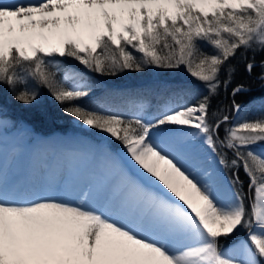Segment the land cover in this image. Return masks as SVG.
<instances>
[{
	"label": "snow or ice",
	"instance_id": "1",
	"mask_svg": "<svg viewBox=\"0 0 264 264\" xmlns=\"http://www.w3.org/2000/svg\"><path fill=\"white\" fill-rule=\"evenodd\" d=\"M256 54L264 0H0V117L46 89L86 131L53 169L0 172V264H264V110L242 115L234 83L242 60L264 86ZM149 67L190 79L90 75Z\"/></svg>",
	"mask_w": 264,
	"mask_h": 264
},
{
	"label": "trees",
	"instance_id": "2",
	"mask_svg": "<svg viewBox=\"0 0 264 264\" xmlns=\"http://www.w3.org/2000/svg\"><path fill=\"white\" fill-rule=\"evenodd\" d=\"M252 53H248L249 58L252 57ZM256 61L259 62L262 58L261 55L256 54ZM237 63V62H234ZM81 71H86L82 66L77 65ZM256 72H259L257 68ZM95 79L97 77H105L106 83H99L102 87L106 89H139L147 86H154L156 83L161 81H188L190 77L183 70H165L155 67H149L143 72H133L126 71L115 77L111 76H96L95 74H90ZM234 83H244L250 85V92L247 94H242L238 96V102L245 105L244 109L253 108L255 106L258 113H251L252 116L258 115L262 110H264V86L261 85L260 81L256 78V73L249 76L244 71V61L238 62V71L235 75ZM45 92V97L42 104L38 108H28L23 105L10 102L5 95V106L4 109L9 112V117L25 119L27 122L31 123L37 130L50 132L55 129L64 128L68 124H72L70 117H59V108L56 103L47 97V90L41 89ZM203 90V89H201ZM206 94V93H205ZM231 104V95L229 90H221V93L217 99L214 100V105L220 107L221 109L228 108ZM67 122V123H66ZM65 130V129H62ZM223 134L221 130V135ZM241 178H244L243 171L241 170ZM245 191H247V186L245 185Z\"/></svg>",
	"mask_w": 264,
	"mask_h": 264
},
{
	"label": "bare ground",
	"instance_id": "3",
	"mask_svg": "<svg viewBox=\"0 0 264 264\" xmlns=\"http://www.w3.org/2000/svg\"><path fill=\"white\" fill-rule=\"evenodd\" d=\"M70 126L77 128L75 123ZM16 129L0 132V172L9 185L19 178L32 177L55 168L61 162L62 142L86 134L84 129L82 134L67 135H41L37 131L34 133L24 128ZM65 163L76 170H84L87 167L84 161Z\"/></svg>",
	"mask_w": 264,
	"mask_h": 264
},
{
	"label": "rangeland",
	"instance_id": "4",
	"mask_svg": "<svg viewBox=\"0 0 264 264\" xmlns=\"http://www.w3.org/2000/svg\"><path fill=\"white\" fill-rule=\"evenodd\" d=\"M96 80L99 83H106L105 77H97ZM147 86H150V85L148 84ZM252 112L258 113V109L256 110L255 106L252 109L251 108H248V110L244 109V112L242 113V115L252 116V114H251ZM69 121H72L73 123H75V126L77 128L75 129L72 126H70V124H68L64 128L55 129V130L50 131V132H45V131L37 130V128H35L31 123L27 122L25 119H20V118L12 119V118H10L9 112H7L4 109L3 116L0 117V124H2L0 127V132L10 131V130H13L16 128H17L16 130H20V129L24 128V129H27L28 131H31L34 133L37 131L41 135H44V134L45 135H49V134L67 135V134H82L83 133L82 129L76 124V122L73 119L70 118V120H68L67 122H69ZM62 129H65V130H62ZM82 135H85V134L83 133Z\"/></svg>",
	"mask_w": 264,
	"mask_h": 264
}]
</instances>
